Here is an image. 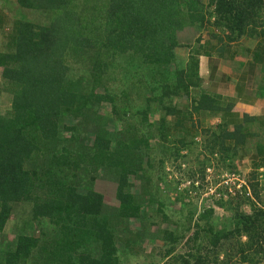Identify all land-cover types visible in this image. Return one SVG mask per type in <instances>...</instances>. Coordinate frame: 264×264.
Here are the masks:
<instances>
[{"label":"trees","instance_id":"1","mask_svg":"<svg viewBox=\"0 0 264 264\" xmlns=\"http://www.w3.org/2000/svg\"><path fill=\"white\" fill-rule=\"evenodd\" d=\"M15 2L19 9L50 16L48 26L15 20L0 52L1 86L11 94L10 110L0 112V264H122L134 255L132 249H155L158 243L160 264H264L263 185L249 184L251 196L241 188L249 214L238 210L243 203L238 194L227 192L228 186L217 199L209 197L226 210L235 204L230 223L217 227L208 222L218 215L213 206L198 212L185 201L187 189L179 193L178 183L173 186L160 177L163 192L157 184L150 186L147 171L138 168L156 150L165 158L195 151L198 135L188 123L205 113L229 118L206 132L195 155L201 175L208 157L232 167L245 159L249 144L254 145L250 162L264 167V115L240 118L231 113L235 102L264 99V0ZM208 26L219 33L206 42L199 36L182 49L180 33ZM201 57L212 64L210 79L219 62L238 57L245 62H235L237 79L218 73L220 80L204 89ZM231 79L235 96L224 106L215 91L219 83L228 88ZM144 90L150 95L136 106L134 98ZM180 101L185 102L183 111ZM156 102L161 108L157 121L151 108ZM113 117L126 128L110 132L104 122ZM72 119L75 125L67 126ZM92 125L88 144L85 131ZM101 170L117 178L116 216L102 215L101 194L78 190L79 181L93 184ZM130 176L142 184L136 194ZM189 188L197 190L194 182ZM173 191L177 195L171 202ZM22 204L31 207L29 229L44 221L49 229L39 237L23 231L7 239L3 231L13 205ZM119 218L138 223V245L127 242L120 250ZM182 243L185 251L180 253Z\"/></svg>","mask_w":264,"mask_h":264},{"label":"rangeland","instance_id":"2","mask_svg":"<svg viewBox=\"0 0 264 264\" xmlns=\"http://www.w3.org/2000/svg\"><path fill=\"white\" fill-rule=\"evenodd\" d=\"M47 0H40L41 5H45ZM49 14L47 13H42L38 12L35 10H24V9H19V6L14 3V7L12 12L9 14V19H8V28H3L0 30V52L2 51V44L6 43L7 41V35L9 31L11 30V26L13 25V22L15 20H25L28 23L31 24H36L40 26H48L49 25ZM58 25L61 26L63 23L62 19L60 17L57 20ZM15 26V24H14ZM217 28H213L212 26H208L207 28H202L201 30H197L196 28H190L187 29L185 32L180 33L178 37L180 38L181 46L182 49L187 50L184 46L190 45L194 42L196 38L199 36L203 37V42H206L208 39H210V35L212 34H218ZM182 55V54H181ZM186 53L183 54L182 57L186 59ZM206 58L201 57L199 59L203 60ZM238 62H245V58H236L234 62H225V63H218L217 66V71L218 73H224L226 75H231L234 79H237L235 73L237 74L238 72V67L236 63ZM208 70H207V69ZM200 73H199V78H202L203 80L201 81L200 87L206 89L209 85V82L207 81V75L209 74V68L207 67L206 63H200L199 66ZM206 69V70H205ZM81 71L82 68L76 67V71ZM149 81V80H148ZM148 81L146 83H148ZM3 82V79L1 77V69H0V112H5L10 110V105H11V94L5 91V88L1 86ZM231 79L229 89L227 91L222 92V98H225L223 101L225 102L224 106L228 104L231 100L234 99L235 92H234V83ZM148 95H150L146 90L142 91L140 97L138 99L134 98V103L136 106H141L142 103L145 102L144 98H147ZM147 96V97H146ZM196 96L193 95L192 98H195ZM144 99V100H143ZM143 100V101H142ZM197 100V99H196ZM243 103V102H240ZM177 102H173L172 105H176ZM239 103L235 102L234 107L232 108V111H234L235 107ZM245 104V103H244ZM185 102L180 101L179 103V109L184 110ZM240 107V106H239ZM151 108L153 109V117H155V120L157 121L159 118V114H161V108L159 104L156 102L154 103ZM238 109V108H237ZM241 109V108H239ZM239 109L237 111H239ZM248 112H244L240 110V118H244L245 115H248L249 117L255 116L258 117L260 115H264V99L262 100H257L254 103V106L250 105L249 108L247 109ZM103 111V110H102ZM163 112V111H162ZM224 115H212L211 113H205L202 116L194 115L192 120L189 121L188 126H191L192 124L195 125L196 128H192L191 133L197 134L198 136L196 137V142H198V146L196 150L192 152L188 151H182V157H177V156H172L169 155L168 157H164L160 155V152H155L151 153L152 158L149 160L143 159L141 163L139 164L138 168L143 169L144 171H147V174L149 175L150 179L149 183L150 186L154 185L156 188L157 186L160 188L161 191L165 192L164 188H161L163 186V183L159 180V178H164V183H170V184H176L178 183V191L179 193L183 192L185 189L189 191V193L185 194V201L187 203H190L192 206L197 207V211L201 212L205 210L209 206H213L214 211L218 214L217 217H212L211 220L208 222H211L212 224L215 223L217 227H224L227 226L231 219L233 212L235 211L233 207H235V204H231L230 209H223L218 206H215L214 200L209 199V197L214 196L215 199L219 197L221 193L225 194V186H228L230 191H227L229 194L232 196H235L236 194L239 195L238 199L242 203L244 202L243 197L241 198V188L246 187L248 188L247 191V196H251L252 193L249 191V184L258 182L260 186H264V174L262 173L264 170V167H254L252 163L249 160V157L251 153L254 152L252 144H249L247 147V150L244 151V160L239 162V161H234L232 167L229 166V162L225 163H219L215 158L208 157V154L205 157H208L206 159V163L204 165L207 166L205 168L206 171L204 172L203 175H201L200 170L201 166L197 164L196 157L195 155L201 150V147L203 146L205 139L208 137L206 132L209 130H213L216 128L218 124L223 122L225 120ZM229 117V116H228ZM170 117H167V120H170ZM115 118H110V120H106L104 122V126L112 132L116 133L118 131L124 130L126 126L122 123L118 124L116 121H114ZM234 121V120H232ZM131 124H133V121H129ZM67 126L75 125L72 120H67L66 122ZM78 123L81 122L78 121ZM95 129V125H92L90 128L86 129L85 133L87 134V143L89 144L91 142L92 134ZM62 131L61 134H65V136L69 137V133L65 132L63 127L59 129ZM156 138L157 135L155 134ZM78 141L80 138L77 136ZM86 144V142H84ZM203 151V150H202ZM200 153V152H199ZM198 153V154H199ZM158 157V158H157ZM204 155L200 157V159L205 158ZM163 158V163L159 161V159ZM149 161L150 167L146 169V163ZM136 168L135 170H138ZM231 171L232 173H228ZM193 176L192 179H189L190 176ZM97 179L94 181L93 184L88 182L87 180L85 181H79V187L78 190L79 192H84L87 188L93 189L95 192L99 193L102 195L104 204L101 210L102 215H107V216H116L118 214L117 212V201L115 199V190H116V183H117V178L110 175L107 171H99L96 175ZM145 183L146 179H148L145 176H142ZM130 189L133 194H136L140 192V188H142L141 182L137 181L134 176H130ZM191 182H194V186L197 187V190L192 191L189 186ZM169 186V185H168ZM217 189L220 190L218 193ZM156 191V189H155ZM215 191L217 194L215 195ZM171 202L174 201L177 193L176 192H169ZM262 193V191H261ZM43 194V193H42ZM264 196V193L261 194ZM224 199L226 201L229 200V196H225ZM176 202V201H175ZM173 206L177 207L180 206L179 203H175ZM237 203V202H236ZM30 210L31 207L28 204H22V205H13L12 208V213L9 216V220L7 221L5 227H4V235L8 239L12 235H17L20 234V232L25 231L26 234H31L34 237H39L40 232L42 230H45L47 232V229H49L47 226V222L44 221L43 225H37L33 224L31 229L27 226V220H30ZM234 210V211H233ZM238 210L243 212H246L249 214L250 210L247 205L243 203V206L240 207ZM118 224L116 226V238L118 240V247L123 248L127 242L131 243L134 241L138 245L139 241V227L138 223L134 222L131 218H119ZM50 225V224H49ZM51 226V225H50ZM26 228V229H25ZM31 230V231H30ZM193 232V231H192ZM192 232L188 235L191 236ZM137 240V241H136ZM184 243V242H183ZM180 244L181 246H178V251L180 253L185 251V245ZM161 244L158 243L157 247L153 249L150 246H139L137 249H132L131 252L134 255L129 256L128 258H124L122 261V264H160L159 262V256H157L159 252ZM93 250H95L93 248ZM159 262V263H158Z\"/></svg>","mask_w":264,"mask_h":264},{"label":"crops","instance_id":"3","mask_svg":"<svg viewBox=\"0 0 264 264\" xmlns=\"http://www.w3.org/2000/svg\"><path fill=\"white\" fill-rule=\"evenodd\" d=\"M14 3H15V0H0V28H8V19H9V14L12 12V10H13V7H14ZM206 63L207 64V67L209 68V70L212 68V64H210L211 62H208V60L206 59H203V60H200L199 61V66H200V63ZM207 69V68H206ZM205 69V70H206ZM208 70V69H207ZM199 71H200V69H199ZM211 71V70H210ZM210 71H209V74H206L207 76V81L209 82V85H210V83L212 84V85H214V83H216L217 81H219L220 80V76H219V74H223V73H217L216 72V74H215V76H213L212 77V79H210L209 78V76L211 75V73H210ZM217 71V70H216ZM200 73V72H199ZM202 79V78H201ZM203 80V79H202ZM223 82H225L224 80H223ZM219 83V82H218ZM209 85H208V87H209ZM221 85H223V84H221V83H219V85H218V87H217V89H216V93H218V95L220 96V97H222V92H224V91H227L228 89H229V87L228 88H225V86L223 85V87H221ZM225 99V98H224ZM257 100H255V101H253V102H249V103H240L239 102V104L234 108L235 110L234 111H231V113L232 114H236V115H238V116H240L241 114H240V110L241 111H244V112H248V108H249V106L250 105H252V106H254V103L256 102ZM240 106V107H239ZM239 108H241V109H239V111H237ZM222 115H224L225 117V120L226 119H228L229 117V115L227 116V115H225V114H222ZM227 116V117H226ZM224 120V121H225Z\"/></svg>","mask_w":264,"mask_h":264},{"label":"clouds","instance_id":"4","mask_svg":"<svg viewBox=\"0 0 264 264\" xmlns=\"http://www.w3.org/2000/svg\"><path fill=\"white\" fill-rule=\"evenodd\" d=\"M183 56V55H182Z\"/></svg>","mask_w":264,"mask_h":264}]
</instances>
